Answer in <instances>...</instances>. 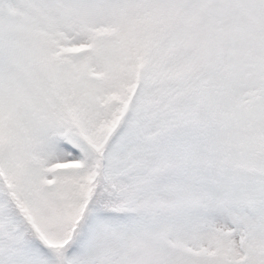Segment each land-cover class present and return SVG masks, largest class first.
<instances>
[{
  "label": "snow or ice",
  "instance_id": "1",
  "mask_svg": "<svg viewBox=\"0 0 264 264\" xmlns=\"http://www.w3.org/2000/svg\"><path fill=\"white\" fill-rule=\"evenodd\" d=\"M0 264H264V0H0Z\"/></svg>",
  "mask_w": 264,
  "mask_h": 264
}]
</instances>
